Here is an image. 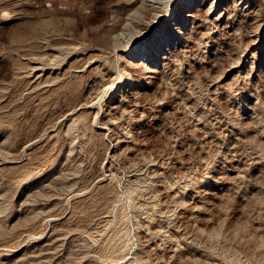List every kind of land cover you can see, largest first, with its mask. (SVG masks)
<instances>
[{"label": "rangeland", "instance_id": "1", "mask_svg": "<svg viewBox=\"0 0 264 264\" xmlns=\"http://www.w3.org/2000/svg\"><path fill=\"white\" fill-rule=\"evenodd\" d=\"M0 264H264V0H0Z\"/></svg>", "mask_w": 264, "mask_h": 264}, {"label": "bare ground", "instance_id": "2", "mask_svg": "<svg viewBox=\"0 0 264 264\" xmlns=\"http://www.w3.org/2000/svg\"><path fill=\"white\" fill-rule=\"evenodd\" d=\"M161 1V0H160Z\"/></svg>", "mask_w": 264, "mask_h": 264}]
</instances>
